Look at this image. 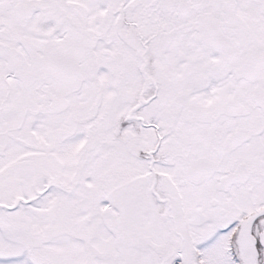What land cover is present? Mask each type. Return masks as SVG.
<instances>
[{"label": "snow or ice", "instance_id": "1", "mask_svg": "<svg viewBox=\"0 0 264 264\" xmlns=\"http://www.w3.org/2000/svg\"><path fill=\"white\" fill-rule=\"evenodd\" d=\"M0 264H264V0H0Z\"/></svg>", "mask_w": 264, "mask_h": 264}]
</instances>
